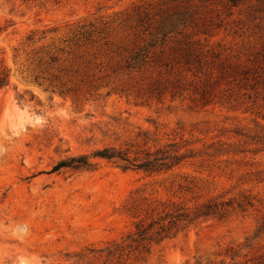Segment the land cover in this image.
I'll return each instance as SVG.
<instances>
[{"label": "rangeland", "instance_id": "rangeland-1", "mask_svg": "<svg viewBox=\"0 0 264 264\" xmlns=\"http://www.w3.org/2000/svg\"><path fill=\"white\" fill-rule=\"evenodd\" d=\"M3 74L0 264H264V0H0ZM169 145L157 177L53 172ZM210 199L235 205L132 246Z\"/></svg>", "mask_w": 264, "mask_h": 264}, {"label": "trees", "instance_id": "trees-1", "mask_svg": "<svg viewBox=\"0 0 264 264\" xmlns=\"http://www.w3.org/2000/svg\"><path fill=\"white\" fill-rule=\"evenodd\" d=\"M8 85L9 75L3 74L0 79V89ZM172 147L173 145H169L157 147L154 150L148 148L139 151L129 148H105L98 151L93 157L80 156L62 161L54 167L53 172H61L63 169L92 171L97 166L93 159L98 158L113 163L125 171L134 170L143 172L147 177H157L173 171L188 158L186 154L181 153V150H170ZM234 205V201L220 202L218 199H210L198 204L193 209L183 207L178 210H164L161 217L149 224H146L145 221L137 223L136 232L129 239H132V246L159 243L165 239L173 238L200 220L224 217L230 209L234 208ZM239 207L243 209V204H240ZM153 212L156 211L153 210Z\"/></svg>", "mask_w": 264, "mask_h": 264}]
</instances>
